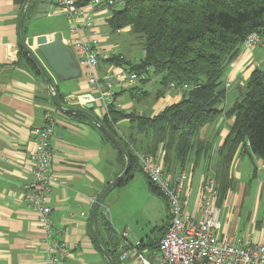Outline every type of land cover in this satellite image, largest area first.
I'll use <instances>...</instances> for the list:
<instances>
[{
	"label": "crops",
	"instance_id": "crops-1",
	"mask_svg": "<svg viewBox=\"0 0 264 264\" xmlns=\"http://www.w3.org/2000/svg\"><path fill=\"white\" fill-rule=\"evenodd\" d=\"M47 10L41 19L35 18V11L24 20V39L34 51L37 36L44 35L50 40L55 33L61 34L68 47L66 16L58 11L56 0H51ZM19 11L13 0H0V264H45L48 241L53 240L45 238L39 224V213L29 208L24 200L26 185L31 178L28 160L34 146L32 131L44 124L48 112L55 118L49 148L50 170L57 179L48 195L49 220L60 230V239L68 249L63 264H107L92 241L88 221L96 198L119 173L118 156L96 129L54 114V106L46 99L44 80H36L27 70L15 66L20 49L16 35ZM111 17L112 9L108 8H100L94 13L100 56L113 51L126 62L138 64L144 57L142 41L131 33L130 27L112 31L108 26ZM89 35L86 30L85 36ZM121 43L124 47L120 46ZM133 51H136L135 56ZM139 51L140 56H137ZM99 69L101 73L112 74L125 70L103 58ZM255 69L264 70V42L251 49L242 46L237 58L229 65L223 78L226 90L224 108L231 106L239 97ZM49 75L63 99L89 92L82 74L80 78L63 84ZM160 88L158 78L149 73L132 87L115 89L116 108L125 113L153 117L182 98V90L169 87L156 99ZM129 89L132 90L128 92ZM93 114L102 117L98 110H93ZM232 122L233 118L221 116L199 132L198 138L211 144V153L208 170L204 160L196 166L201 172L195 181L193 171L196 167L187 169L191 172L192 195L188 208L191 213L195 210L202 182L211 177L215 179L218 150ZM116 129L121 135H128L133 130L128 120L119 121ZM159 154L160 148L156 152ZM228 177L230 187L222 200L217 201L216 198L214 201L219 210L218 233L249 237L253 242L264 243V163L239 148L229 165ZM134 183L146 195L145 202L139 207L141 212H130L125 198L121 200L123 203L115 205ZM115 199L110 206L103 204L102 216L120 238L117 246L120 255L124 251L130 252L128 258L119 263L137 264L134 250L154 261L158 240L169 222L166 202L150 191L146 178L137 169L132 172L128 185L117 191ZM101 224V219H98L94 222V229L106 243ZM107 247L113 246L107 243Z\"/></svg>",
	"mask_w": 264,
	"mask_h": 264
},
{
	"label": "trees",
	"instance_id": "trees-1",
	"mask_svg": "<svg viewBox=\"0 0 264 264\" xmlns=\"http://www.w3.org/2000/svg\"><path fill=\"white\" fill-rule=\"evenodd\" d=\"M13 1L21 8L24 0ZM90 1L76 0V5L83 6ZM39 2L30 0L24 20L36 11ZM117 3L111 8L112 17L108 26L112 31L130 27L131 33L143 43L144 57L138 64L126 62L116 55L105 61L123 67L128 73L137 75L140 81L149 73L158 78L161 88L155 95L156 99L171 84L183 90L179 102L166 106L153 117L117 110L115 95L107 115L98 118L92 111L95 118L118 139L131 161L128 174L111 191L128 185L134 170L140 172L135 152L155 156L160 148L164 170L171 175L190 166L194 168L201 160L205 161V169L208 170L211 144L199 139V132L224 116L233 118V122L218 150L214 168L216 198L217 201L222 200L231 185L229 165L239 148L264 163V70L255 69L231 106H222L226 94L223 78L229 65L239 55L243 43L250 35H256L264 42V0H118ZM24 20L21 27L23 38L26 34ZM15 66L27 70L36 80L43 82L38 70L20 49ZM55 90L64 107L78 109L76 106L68 107L63 96ZM46 99L54 106L48 96ZM54 109V114L83 122L97 130L82 116L64 115L55 106ZM121 120L132 124L133 130L128 135H120L116 130V124ZM99 134L118 156L119 175L124 167V158ZM147 182L150 191L166 202ZM103 204L104 200L95 212L94 222L101 219L106 243L98 231L96 234L114 263L120 264V253L117 251L120 238L103 218ZM107 243L113 247L108 248Z\"/></svg>",
	"mask_w": 264,
	"mask_h": 264
},
{
	"label": "built area",
	"instance_id": "built-area-1",
	"mask_svg": "<svg viewBox=\"0 0 264 264\" xmlns=\"http://www.w3.org/2000/svg\"><path fill=\"white\" fill-rule=\"evenodd\" d=\"M117 1L91 0L86 5L77 6L76 0H56L58 11L68 20V48L89 88L85 95L70 96L63 100L69 107L83 108L86 104H93L94 110H98L102 117L108 114L115 89L132 87L138 81L137 75L125 70L112 74L101 73L99 69L101 58L106 60L116 54L110 51L100 56V40L94 30V13L100 8L111 9L118 5ZM86 30L90 32L88 37L85 36ZM261 43L256 35H250L243 43V48L251 49ZM170 88H174V85L171 84ZM54 124L55 118L48 112L44 124L32 131L34 146L28 160L31 178L24 195L28 207L39 213L43 235L47 240L53 239L52 242L48 241L45 264H63L68 251L66 244L60 239V230L49 220L48 195L57 184V179L50 170L49 141ZM134 154L141 174L166 199L169 214V222L158 241L154 261L151 262L133 249L137 264H264V243L253 242L249 237L218 233L219 210L214 203L216 183L213 177L200 185L195 210L191 213L188 211L192 195L189 174L186 171L173 175L165 172L162 151L161 157L140 152ZM129 254L130 252L124 251L119 260L124 261Z\"/></svg>",
	"mask_w": 264,
	"mask_h": 264
},
{
	"label": "water",
	"instance_id": "water-1",
	"mask_svg": "<svg viewBox=\"0 0 264 264\" xmlns=\"http://www.w3.org/2000/svg\"><path fill=\"white\" fill-rule=\"evenodd\" d=\"M29 3L30 0H24L19 11L16 26L17 41L20 50L35 66V68L40 73L42 79L44 80V85L48 97L52 101L55 108L61 114L82 116L86 118L88 122L94 125L97 130L116 148L117 152H119L123 156L125 161L121 173L117 175L112 181H110L102 190L100 195L96 198L95 202L92 205L88 221L89 233L99 254L104 258L107 264H115L114 261L108 255V253L102 247L100 240L95 232L94 216L97 208L101 206L106 196L111 192L113 188L119 185L128 174L131 167L130 157L124 147L120 144L118 139L106 127H104L92 114V111L94 110L93 104H86L83 106V108L72 109L64 107L59 102L55 86L52 83V79L49 73L54 76L57 81L67 82L80 78L81 71L71 50L65 45L60 33L53 34L50 40L44 35L37 36L35 38L34 44L38 56L34 54V51L30 46H28L21 33V27L24 20L26 7ZM50 3L51 0H40L36 9V19H41L47 14V5H50Z\"/></svg>",
	"mask_w": 264,
	"mask_h": 264
},
{
	"label": "rangeland",
	"instance_id": "rangeland-1",
	"mask_svg": "<svg viewBox=\"0 0 264 264\" xmlns=\"http://www.w3.org/2000/svg\"><path fill=\"white\" fill-rule=\"evenodd\" d=\"M121 45H122V47H124V44L123 43H121L120 46ZM32 50L34 51V49H32ZM140 53H141V51L138 52L137 56H140ZM34 54L36 56H38V53H37L36 50L34 51ZM132 55L135 56L136 55V51H133L132 52ZM63 83L64 82H61V84H63ZM65 92L69 93L68 91H65ZM157 156L161 157L160 154L157 155ZM162 158H163V156H162ZM185 171L187 172V174L188 173H191L189 170H185ZM199 171H200L199 166L196 167V170L193 171L194 181H195V179H197V176L199 174ZM189 176H190V182H191V175L189 174ZM118 190L119 189H115V190L111 191L106 196V198L104 200V204H106L107 206L112 205L114 203V199L116 198V193H117ZM127 190L128 191L122 194L121 199L118 200L115 205H118L119 203L120 204L123 203L121 200L123 198H125L126 205H127L128 209L130 210V212H141L139 210V207L141 206L142 203L145 202L144 199H145V196L146 195L141 192V190L139 189V186L136 183L132 184ZM120 195H121V191H119V196ZM115 201H116V199H115ZM129 206H130V208H129ZM146 207L147 206L143 207V210L146 209ZM144 256L147 258V255L144 254Z\"/></svg>",
	"mask_w": 264,
	"mask_h": 264
}]
</instances>
